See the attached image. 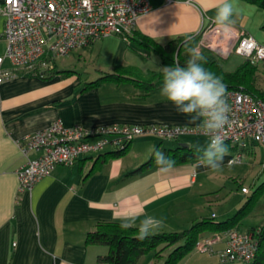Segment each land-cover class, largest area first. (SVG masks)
I'll list each match as a JSON object with an SVG mask.
<instances>
[{
  "label": "crops",
  "instance_id": "0c3cea01",
  "mask_svg": "<svg viewBox=\"0 0 264 264\" xmlns=\"http://www.w3.org/2000/svg\"><path fill=\"white\" fill-rule=\"evenodd\" d=\"M218 2L150 0L151 9L139 15L133 32L161 45L182 40L186 46L179 62L184 63L190 58L189 39L212 22ZM231 2L234 25L264 45L258 36L264 33V5L256 0ZM3 29L4 17L0 13V55L6 47ZM97 40L78 48V60L85 62L84 51L88 58L95 54L89 47ZM124 41L126 51L113 50L109 56L97 52L95 57L99 58L90 59L92 64L88 67L82 64L60 69L55 63V72L50 75L21 71L0 82V264H107L98 260L99 255L107 253V246L85 241L86 234L99 222L122 223L125 217H136L134 227L138 228L141 220L153 216L165 220L158 232H175L208 218L203 212L206 205L199 206L194 195L199 192L195 186L200 162L177 164L171 172L160 173L154 159L148 168L141 169L153 154L152 146L167 156L176 147H188L181 142V137L186 136H140L121 155L104 158L101 154L110 148L84 155L72 166H55L30 189H19L17 171L25 157L17 141L55 120L65 126L80 124L86 128L110 123H199H193L190 116L179 113L161 97L162 68L169 65L131 37ZM207 51L212 56L206 55ZM201 53L212 59L218 56L206 49ZM11 66L6 58L0 64V68ZM116 71L131 79L93 83L104 73ZM256 145L259 144L251 143L247 152ZM233 212L226 211L224 218ZM210 217L215 218V213ZM260 225L263 223H250L242 217L234 228L249 230ZM211 233L204 232L200 237ZM223 245L216 243L213 252L193 249L176 264H222L216 251ZM173 247L165 248L164 256H155L154 251L143 254L135 264H163Z\"/></svg>",
  "mask_w": 264,
  "mask_h": 264
},
{
  "label": "built area",
  "instance_id": "2783aa9c",
  "mask_svg": "<svg viewBox=\"0 0 264 264\" xmlns=\"http://www.w3.org/2000/svg\"><path fill=\"white\" fill-rule=\"evenodd\" d=\"M150 9V0H2L0 13L4 17L6 47L0 64L6 58L12 66L0 68V82L21 71L47 75L54 69L57 57L99 38L118 35L127 40L139 15ZM196 36L199 50L209 49L223 58L235 51L251 62L264 61V45L244 28L233 25L225 33L210 22ZM226 101L230 106L229 124L222 135L233 149L227 164L240 163L251 143L264 146V91L253 95L241 89H227ZM198 124L110 123L86 128L80 124L65 126L55 120L17 141L25 157L17 171L19 189H30L57 165L72 166L81 156L108 148L124 149L140 136H205ZM241 191L248 193L249 188L243 186ZM218 242L224 243L216 251L222 264H246L255 258L257 241L253 232L237 228L201 236L193 249L213 252Z\"/></svg>",
  "mask_w": 264,
  "mask_h": 264
},
{
  "label": "trees",
  "instance_id": "16d2710c",
  "mask_svg": "<svg viewBox=\"0 0 264 264\" xmlns=\"http://www.w3.org/2000/svg\"><path fill=\"white\" fill-rule=\"evenodd\" d=\"M256 1L264 5L263 0ZM129 37L139 44L151 48V50L160 57L161 62L166 65L171 66L175 63H179L181 66H184L187 62H179L181 59V52L186 46L185 42L180 39H173L161 45L135 32L129 34L128 38ZM197 38V36H194L189 39L191 45L197 43ZM205 58L207 63L204 64V67L220 77L222 82L226 85V89H241L253 95H261L263 93V91L256 87L254 82L257 67L256 63L244 61L237 66L234 71L228 72L223 70L217 59ZM54 72L55 67L53 70L49 71L47 75ZM130 79L131 78L125 76L122 72L116 71L104 73L97 80L93 81V83L106 80L121 81ZM127 147L121 150H111L101 155L104 158L118 156L121 155ZM201 155L202 152H198L197 149L176 147L168 152L167 157L174 160L175 165H177L187 162H199ZM153 161L154 155L152 154L150 159L143 163L141 169L148 168ZM242 217L243 214L237 212L220 222L214 221V218H203L199 221H195L189 227L181 231L157 232L143 241L137 239L138 228L136 227L123 229L120 227L121 222L118 221L99 222L96 224L94 230L86 234L85 241L88 244L107 246V253L98 256V260L106 262L107 264H135L137 259L143 254L154 251L155 256H159L160 250L174 246L166 255L163 264H176L179 259L193 250L195 242L200 234L204 232H223L234 228ZM249 230L253 232L257 241V250L255 258L246 264H264V224L252 226Z\"/></svg>",
  "mask_w": 264,
  "mask_h": 264
},
{
  "label": "clouds",
  "instance_id": "9594fccd",
  "mask_svg": "<svg viewBox=\"0 0 264 264\" xmlns=\"http://www.w3.org/2000/svg\"><path fill=\"white\" fill-rule=\"evenodd\" d=\"M234 6L231 0H219L212 22L218 29L227 33L235 24L233 19ZM190 58L184 66L175 63L162 68L163 84L160 95L173 104L176 110L191 117V121H199L198 127L208 137L199 162L212 172L222 170L224 157L228 147L224 142L222 131L229 124L230 106L226 101L227 89L221 78L204 67L206 58L196 47L190 48ZM155 163L160 173L173 170L175 161L162 151L152 146ZM136 217H125L120 225L123 229L137 226ZM165 225L163 218L146 216L138 225L137 239L143 241L156 234ZM63 264H70L64 261Z\"/></svg>",
  "mask_w": 264,
  "mask_h": 264
},
{
  "label": "rangeland",
  "instance_id": "374dc122",
  "mask_svg": "<svg viewBox=\"0 0 264 264\" xmlns=\"http://www.w3.org/2000/svg\"><path fill=\"white\" fill-rule=\"evenodd\" d=\"M258 36L260 37L259 39L264 40V33ZM194 46L188 45L187 47L193 48ZM90 48L94 49L93 52L95 54L100 52L103 56H109L113 50L117 52L126 51L127 44L121 36L110 35L97 40L92 47H89V50H93ZM79 51L80 49L78 50L77 48L72 53L57 57L55 63H57L58 68H77L81 67L82 64L88 67L92 64L90 59L97 60L99 58L95 57V54L88 58L86 55L88 52L85 53L84 51L83 55L86 60L82 63L83 59L82 61L78 60ZM206 55L212 56V53L207 51ZM217 59L224 71L232 72L245 58L239 53L232 51L227 57L217 56ZM107 60H109V57H107ZM256 65L254 82L260 90H263L264 61H257ZM207 141L208 138L205 136L181 137V142L188 144L190 149H197L198 147L202 149ZM227 145L228 154L224 157L221 171L212 172L202 165L197 169L195 187L199 190L198 194L201 193V195L194 194L197 195L196 202L201 203L199 206L206 205V209H203V212L208 218H212L210 217L211 213H215L214 221L216 222L225 220L226 211L232 210L234 214L237 212L243 214V217L250 223L264 224V165H262L264 163V146L256 145L249 152H244L240 163L227 164L228 159L233 154L231 146ZM243 186L249 188L247 194L241 191ZM200 235L198 238H200ZM165 250H160L159 254L162 253L161 255L164 256Z\"/></svg>",
  "mask_w": 264,
  "mask_h": 264
},
{
  "label": "water",
  "instance_id": "95a60500",
  "mask_svg": "<svg viewBox=\"0 0 264 264\" xmlns=\"http://www.w3.org/2000/svg\"><path fill=\"white\" fill-rule=\"evenodd\" d=\"M206 50H209V49H206ZM211 51V50H210ZM184 145H186L187 146V144H184Z\"/></svg>",
  "mask_w": 264,
  "mask_h": 264
}]
</instances>
